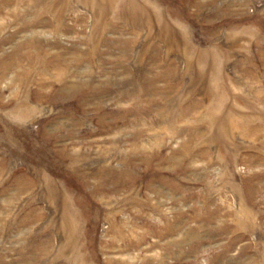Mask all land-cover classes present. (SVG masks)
I'll list each match as a JSON object with an SVG mask.
<instances>
[{
  "label": "rangeland",
  "instance_id": "1",
  "mask_svg": "<svg viewBox=\"0 0 264 264\" xmlns=\"http://www.w3.org/2000/svg\"><path fill=\"white\" fill-rule=\"evenodd\" d=\"M0 264H264V0H0Z\"/></svg>",
  "mask_w": 264,
  "mask_h": 264
}]
</instances>
